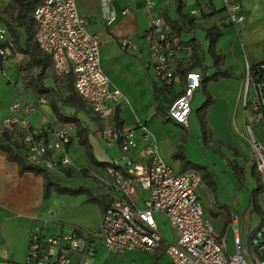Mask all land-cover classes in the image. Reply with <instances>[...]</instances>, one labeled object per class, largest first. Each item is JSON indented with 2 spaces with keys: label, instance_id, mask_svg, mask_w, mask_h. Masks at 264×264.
Instances as JSON below:
<instances>
[{
  "label": "built area",
  "instance_id": "2783aa9c",
  "mask_svg": "<svg viewBox=\"0 0 264 264\" xmlns=\"http://www.w3.org/2000/svg\"><path fill=\"white\" fill-rule=\"evenodd\" d=\"M102 1V15L110 24L116 16L106 7L108 0ZM152 5L150 0L145 2L147 10ZM222 7L225 24L234 26L238 36L246 19L243 9L230 0H222ZM32 18L36 45L52 61L53 73L58 77L73 76L75 92L99 121L95 137L105 147L118 146V154L108 161L105 169L89 171L109 200L102 210L98 230L86 233L71 229L67 234L53 236L35 230L28 239L25 264H71L74 258L79 259L77 264H90L97 242L109 255L126 251L153 254L163 249L171 264H264L261 227L249 235L248 257L238 233L237 216L233 215L234 251L228 253L225 239L204 217L198 201L196 189L203 184L201 174L194 168L175 173L158 154L146 128H142L139 145L134 131L118 126L114 114L124 97L101 71L98 38L86 30L74 0H42L34 8ZM143 39L148 43L149 65L156 81L167 88L182 84L166 112L168 119L186 128L193 94L201 86V74L180 72L181 40L161 16L150 20ZM120 43L123 50L134 48L126 39ZM11 49L12 42L0 26L1 61L10 55ZM242 81L241 106L249 112L247 136L242 138L249 146L253 166L264 186V143L253 131L256 127L264 137V61L256 65L246 63ZM36 106L22 97L16 98L10 104L9 114L0 119V133L18 139L25 161L35 169L50 174L65 169L76 171L67 153L70 126L41 117L40 127H33L28 117L36 111ZM157 215L168 220L175 236L173 243L165 244L162 240Z\"/></svg>",
  "mask_w": 264,
  "mask_h": 264
},
{
  "label": "crops",
  "instance_id": "0c3cea01",
  "mask_svg": "<svg viewBox=\"0 0 264 264\" xmlns=\"http://www.w3.org/2000/svg\"><path fill=\"white\" fill-rule=\"evenodd\" d=\"M146 1L108 0L106 7L116 17L113 22L107 24L102 15V0H74L78 15L85 20L86 30L98 38L101 71L107 76L110 85L120 90L124 97V101L119 102L116 106L121 125L134 131L139 145L142 144L140 142L142 128H146L151 133L152 142L155 144L158 154L177 174L193 168V163L203 164L205 161V166L208 168L203 169L202 176L204 182L213 187V191L208 190V186L204 182L196 189L204 217L225 239L227 252L233 253L232 216L236 215L238 233L243 238L245 252L249 257L251 254L248 248L249 238L246 240L244 236L245 223L242 217L264 216V202L261 201L260 207L257 204L259 208L257 211L253 209L251 198L249 203L245 204L241 199L240 192L238 193L239 190L236 191L237 181L234 179L236 173L233 165H230L231 169H229L222 164L221 170L214 162L207 165L209 160L205 153L209 149L203 148L193 137L184 139L185 131L181 130L183 128L167 118V108L175 99L176 94L181 91L182 84L167 88L156 81L149 65L148 43L144 41L143 36L149 29L150 20L158 16L164 19L172 31L175 30L171 25L180 28L179 39L182 43V50L178 54V69L184 74L189 71L200 73L202 82L205 77L199 66L206 65L210 72H215L212 68L211 56L207 52L209 42L205 39L206 31L212 28H215V32L218 31L219 36L214 51L222 55V67L228 69L233 76L218 80L221 86L217 92L210 88L218 85V82L206 81V85L201 84L197 89V96L203 102L205 93L213 96L214 99L215 93H218L217 96L223 104L217 108L213 107L211 111L213 119L210 120V125L212 127L223 125L228 130V122L230 123L231 119L233 124L241 122V118H238V106L244 83L242 81L244 65L246 63L256 65L264 61V0H230L232 3L240 5L246 15L238 36H236L234 26L225 24L226 13L222 7V0H150L153 5L148 10L145 7ZM6 4L7 0H0V14ZM179 4L181 7L177 12ZM123 11L125 14H122ZM188 18L192 19L191 23L188 22ZM0 26L4 27L7 38L12 42L10 55L5 60H0L1 71L4 66L17 67L24 58V53L20 51V48H26L24 45L26 33L21 27H13L14 32L18 35L16 48L11 34L8 33L1 20ZM122 39L132 42L134 48L123 50L120 43ZM191 39L195 40L198 48L200 62L197 67L191 66V50H186L189 48L186 45ZM47 71V76L43 79L45 81L43 88L49 89L47 93H34L32 89L23 85L22 91H18V95L21 93L23 99L37 105L36 111L28 117L30 124L33 127H40L41 117H46L55 120L60 125L63 123L69 125L71 142L67 144V153L77 169L80 168L79 173L80 170H85L88 173L101 171V167L92 164L86 158L84 148L78 144L75 126L70 123H62L54 114L53 108L55 107L62 116H73L80 120L89 131L87 142L91 146L92 156L99 162L94 154L95 146L90 142L91 137L96 138L94 132L99 127L96 115L75 92L72 75L56 76L52 71V61ZM210 72L205 71V74L209 75ZM17 76L19 86L23 76L21 74ZM2 85H4V78L0 75V90ZM11 92L12 94L7 100V102L10 101L9 103L5 102L4 105L0 99V119L9 114L10 104L15 97V91L11 89ZM40 99L44 102L39 103ZM187 126L186 128L191 129L189 120ZM183 139L185 141L182 150H180V143ZM210 139L217 140L212 136ZM96 140L98 139L96 138ZM231 140L234 141L233 138ZM189 141H192L188 149L192 150L191 154H195L193 158H188L189 155L186 154ZM98 143L105 148L99 140ZM226 144L222 149L226 150V153L231 157L230 160H233V163L239 161L238 149H241V146L236 145L231 149ZM114 148L117 153L112 156L110 150ZM179 150L185 156L178 155ZM104 152L111 159L117 157L118 146L107 147ZM198 152L204 155V159ZM109 160L102 163H108ZM242 166L246 171V164L243 163ZM216 169L219 175H214L213 172ZM64 171L59 174H64ZM71 173L72 175L76 174L72 171ZM251 180L254 181L255 186V179L251 178ZM234 189L235 191H233ZM101 191L105 196V201L95 200L96 203L90 199L91 196L88 198L83 195L71 197L58 196L54 193L46 194L44 179L41 175H35L30 171L21 173L19 164L9 161L5 152L0 149V264H25L28 239L35 230H41L48 236L67 234L71 229L86 233L96 232L102 219V210L109 203L106 193ZM234 192L235 198H233ZM83 205L92 206V208L81 209ZM159 216L157 215L156 219ZM161 237L164 243L168 244L162 234ZM95 244L96 253L90 264L126 263L124 260L128 258L126 255L128 253L109 255L100 242ZM147 255H151V258H148L152 260L151 264H171L162 249ZM78 260L74 258L71 264H77Z\"/></svg>",
  "mask_w": 264,
  "mask_h": 264
},
{
  "label": "rangeland",
  "instance_id": "374dc122",
  "mask_svg": "<svg viewBox=\"0 0 264 264\" xmlns=\"http://www.w3.org/2000/svg\"><path fill=\"white\" fill-rule=\"evenodd\" d=\"M201 70L204 73V77L206 79L205 81H207V78L211 77L215 73L214 71L210 72V70L206 67V65H204ZM205 71L210 72V74L209 75L205 74ZM18 74L19 73L17 71V68L16 67L12 68V66L10 65L4 66V68H2L0 71V75L3 76L4 78V85H2V89L0 90V99H2L3 102L2 101L1 102L4 105H5V102L9 100V97L12 94L11 89L15 91V97L13 100H15V98L22 97L20 95L21 93L18 95V91L19 90L22 91V88H23L22 80L18 86V82H19V79L17 76ZM221 78L222 77L219 78L218 76V78L212 80V82L216 83ZM208 81H211V80H208ZM44 82L45 81H42V85L44 84ZM220 86L221 84H219L218 82V85L212 86L210 89L213 90L214 92H217ZM197 92L198 91L196 90L193 96L194 99L191 102V108L193 111L189 119V124L191 126V129H188V128L184 129L183 127H181L183 128L181 130L185 131L184 139H186V137H191V138L193 137L195 140H197L198 143H200V145H202L203 148L209 149V151L205 153L207 159L209 160L207 165L214 162L215 164H217V167L219 170H221L222 164H224L225 167H229L230 165L237 167V177L234 176L235 181H237L236 191L239 190L238 193L240 192L241 199L245 204L249 203V200L251 198V202H252V199H255V202L260 207L261 201L264 202V187H262L260 180H258L257 172L254 169L255 166L252 165L253 161L251 158V152H250L249 146L244 140V138H242V137L247 136L246 125L248 124V113L249 112L242 108L241 96L239 95L240 98L238 97L240 99V104L238 106V109H239L238 118L239 119L241 118V122L239 123L234 122L233 124L232 119H231V122L230 123L228 122L229 126L227 130L225 127H223V125H220L218 127L216 126L212 127L210 125V120L213 119L212 117L213 114L211 112L213 110V107L217 108L219 107L220 104L221 105L223 104L221 99L217 96L218 93H215L214 95L216 101L213 98V96H210L209 94L208 95L205 94L203 95L205 96V98L203 102H201V100L197 96L198 94ZM76 97H78L77 94H76ZM9 102L10 101H8L7 103ZM204 104H205L204 108L200 111L199 109ZM253 131L255 132L257 137H259L260 142L264 143V137H262V135L258 132L259 130L256 127H253ZM210 136L214 137L217 140L210 139ZM230 137L233 138L234 141H232ZM184 139L180 143V150H182V146L185 141ZM90 142L93 143L95 146L94 154H95V157L98 158L99 162H107L108 159H111L109 158V156H106L104 152V149L107 147L105 146H104L105 148L101 147V145L98 143V140H96V138L91 137ZM191 143L192 141H189L187 143L186 154L189 155L188 158L190 157L193 158L195 156L194 153L191 154L192 150L190 151L188 149ZM225 143H227L226 146H228V148L230 147L231 149L233 147L235 148L236 145L241 146V149L240 148L238 149L239 161L237 162H240L239 164L237 162L233 163V160H230L231 157L228 155V153H226V150L222 149L223 146H225ZM180 150L178 151V155L180 154L183 156L184 154ZM116 153L117 152L115 148L110 150V154L112 156H115ZM198 154H200L201 157L204 159V155L201 152H198ZM243 163L244 165L246 164V167H247L246 171L244 170V166H242ZM192 165H194V167L200 168L199 172L201 175L203 173V169L208 168L207 166H205L206 165L205 161L203 164L193 163ZM79 169H77L76 167V171H72L73 173H76V174H73L72 176H68L67 174H59L56 172L51 173V174L46 172L47 184L51 185L49 188L50 189L49 193L50 194L54 193L58 196L67 195L71 197H79L80 195H83L84 197L89 198L91 196L90 199L94 201V203H96L95 200L104 202L105 196L103 192L101 191L102 189L100 185L98 184V182L95 179H93L88 172H86L87 174H84V175L80 174L81 172L79 173ZM229 169L231 168L229 167ZM213 173L214 175L215 174L219 175V172L217 171V169ZM244 175H245V178H244ZM251 178L255 179V182H256L255 186H254V181L251 180ZM233 191H235V189ZM235 197L236 195L234 192L233 198ZM88 203H91V202H88ZM84 207L92 208V206L83 205L81 209ZM257 218H258V221H257ZM262 218H264V216L242 217L245 223L244 224L245 225L244 236L246 240H248L250 233L254 229L260 226H261V231L264 232V223H261L262 221H264L262 220ZM157 223L159 227V234H162L163 238L168 243H173L172 241L174 239L173 231L171 229V226H169L168 220L163 215H160L159 217H157ZM126 253L125 254L128 255V258L124 260V262L126 263H123V264H151L152 260L148 259V258H151V255H147L146 253L137 252V251H133V252L126 251ZM131 256H133L134 258L132 259Z\"/></svg>",
  "mask_w": 264,
  "mask_h": 264
},
{
  "label": "trees",
  "instance_id": "16d2710c",
  "mask_svg": "<svg viewBox=\"0 0 264 264\" xmlns=\"http://www.w3.org/2000/svg\"><path fill=\"white\" fill-rule=\"evenodd\" d=\"M42 0H7V4L2 10L0 14V20L3 21L5 24L6 29L8 30V33L11 34L14 46L17 48V39L18 35L14 32L13 27H21L24 30V33H26V39H25V49L20 48V51L24 53V58L21 60V62L18 64L17 71L21 76H23L22 85L24 87H29L32 89L34 93H47L49 89L43 88L42 81L47 76V70L49 69V66L51 65V60L48 57V55L43 54L35 42V32H34V22L32 18V12L34 8L40 4ZM180 4L177 7V12L180 10ZM185 17V16H184ZM167 19V18H166ZM189 23L192 22V19H187ZM170 24V23H169ZM172 29H174L179 36L181 29L177 28L175 25H171ZM215 28L208 29L206 31L205 39L209 42L207 52L210 54L212 59V68H214L215 73L207 78L208 80H214L219 78H231L232 74L231 72L222 67V55L218 52L216 53L214 51V46L217 41V37L219 36L218 31L214 30ZM187 47L189 46L191 50V66H199L200 58L197 51V45L195 40L191 39L188 41ZM200 69H202V66H199ZM38 73L36 74V71ZM183 73V72H181ZM69 80V79H68ZM206 79L202 80L201 84L204 86ZM205 81V82H204ZM206 94V93H205ZM210 97V96H209ZM207 102V101H206ZM205 102V103H206ZM205 104L202 105V107L199 109L200 111L204 108ZM53 112L58 117V119L63 123H70L75 126L76 135L78 138V144L81 145L84 148V152L86 155V158L89 159V161L93 164H97L101 169H105L108 166V163H102L98 162L93 156H92V149L90 144L87 142V136L89 131L86 130V128L82 125L79 119H76L73 116H62L60 113H58V110L54 107ZM203 112V111H202ZM115 120L118 126L121 125V122L119 121L117 110H115ZM0 149L5 152L6 158L9 161L17 162L20 166V172L23 171H30L34 173L35 175H41L44 179V189L46 194L50 192V186L47 184V175L46 172L39 168H34L28 164L27 161L24 159V155L22 152V149L20 147V144L18 142V139L12 138L8 133L1 132L0 133ZM195 170L199 172L200 168L193 167ZM191 168V169H193ZM236 176H237V167L233 166ZM83 174H87L85 170H80ZM200 173V172H199ZM64 174H67L68 176L72 175L70 170H65ZM202 182H204V178L201 175ZM206 186H208V190L213 191V187L210 184H207L204 182ZM253 202V209L257 211L258 205L255 202V199H252ZM264 220V218H262ZM163 250V249H162Z\"/></svg>",
  "mask_w": 264,
  "mask_h": 264
}]
</instances>
